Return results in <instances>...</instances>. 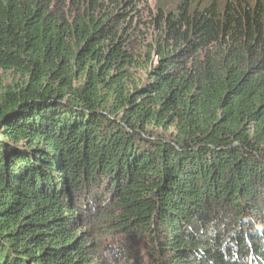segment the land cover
Here are the masks:
<instances>
[{"label": "trees", "instance_id": "1", "mask_svg": "<svg viewBox=\"0 0 264 264\" xmlns=\"http://www.w3.org/2000/svg\"><path fill=\"white\" fill-rule=\"evenodd\" d=\"M141 1L0 0V264H264V3Z\"/></svg>", "mask_w": 264, "mask_h": 264}, {"label": "rangeland", "instance_id": "2", "mask_svg": "<svg viewBox=\"0 0 264 264\" xmlns=\"http://www.w3.org/2000/svg\"><path fill=\"white\" fill-rule=\"evenodd\" d=\"M179 1L180 0H142L138 5L139 16L134 17L135 25L141 23L144 30L149 32L150 37H155L156 33L153 28L155 18L159 17L161 14L166 16L167 13L177 12L179 9ZM256 1L264 3V0H252L253 3ZM150 40L151 39L146 41V44H149ZM144 56L145 51L143 52V57ZM136 75L140 77L141 80H144L147 76L144 70H140ZM16 79H18L16 74L0 71V87Z\"/></svg>", "mask_w": 264, "mask_h": 264}]
</instances>
